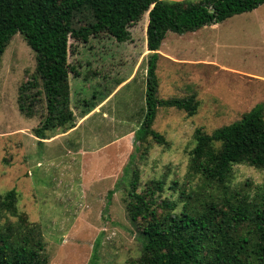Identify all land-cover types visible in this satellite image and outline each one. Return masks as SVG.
<instances>
[{
  "label": "rangeland",
  "instance_id": "374dc122",
  "mask_svg": "<svg viewBox=\"0 0 264 264\" xmlns=\"http://www.w3.org/2000/svg\"><path fill=\"white\" fill-rule=\"evenodd\" d=\"M80 3L74 4V25L95 23L106 13L81 10ZM148 23L145 14L129 28L126 43L106 34L88 43L70 39L68 62L79 74H70L76 126L42 144L34 129L46 113L43 102L33 117L23 115L18 105L20 86L35 74L36 54L19 32L2 55L0 195L16 191L19 212L42 230L49 264H93L94 257L96 264L138 263L144 239L125 202L134 170L140 175L139 191L154 179L167 186L175 181L195 186L186 177L195 131L212 134L264 105L262 4L195 32L167 34L157 70L159 97L194 95L200 106L192 117L159 109L153 129L167 144L149 140L136 151L147 92ZM96 95L97 102L109 97L82 118L84 101ZM246 183L264 184V171L235 166L232 185ZM5 220L18 219L7 214Z\"/></svg>",
  "mask_w": 264,
  "mask_h": 264
},
{
  "label": "trees",
  "instance_id": "16d2710c",
  "mask_svg": "<svg viewBox=\"0 0 264 264\" xmlns=\"http://www.w3.org/2000/svg\"><path fill=\"white\" fill-rule=\"evenodd\" d=\"M75 1L0 0V65L12 37L22 33L36 54V71L20 86L18 105L23 115L33 117L43 102L46 113L34 129L42 144L76 126L70 74H79L68 62L70 39L88 43L106 34L126 43L129 28L147 14V92L135 132L138 152L149 140L167 144L165 136L153 129L159 109L173 108L192 117L200 106L194 95L159 97L157 70L167 34L195 32L264 4V0H81V10L106 13L95 23L74 25ZM108 97L84 101L82 118ZM194 137L186 177L197 182L195 186L181 187L177 181L167 186L165 180L154 179L139 191L140 175L133 172L125 202L130 221L144 239L136 264H264V184L232 185L235 166L264 171V105L212 134L197 129ZM17 201L15 190L0 195V264H49L40 226L22 216ZM7 214L17 222L3 223Z\"/></svg>",
  "mask_w": 264,
  "mask_h": 264
}]
</instances>
